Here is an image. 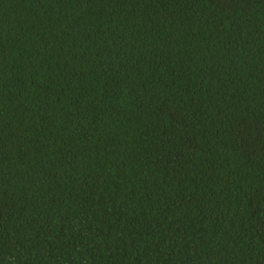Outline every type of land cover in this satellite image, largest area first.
Masks as SVG:
<instances>
[{
	"label": "trees",
	"instance_id": "obj_1",
	"mask_svg": "<svg viewBox=\"0 0 264 264\" xmlns=\"http://www.w3.org/2000/svg\"><path fill=\"white\" fill-rule=\"evenodd\" d=\"M0 264H264V0H0Z\"/></svg>",
	"mask_w": 264,
	"mask_h": 264
}]
</instances>
